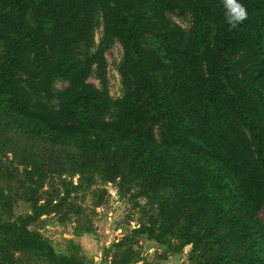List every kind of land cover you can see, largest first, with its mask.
Masks as SVG:
<instances>
[{
    "label": "trees",
    "instance_id": "1",
    "mask_svg": "<svg viewBox=\"0 0 264 264\" xmlns=\"http://www.w3.org/2000/svg\"><path fill=\"white\" fill-rule=\"evenodd\" d=\"M239 2L248 18L230 30L221 0H0V119L112 143L107 154L172 192L170 216L206 220L207 233L236 246V264H264V0ZM173 12L190 15L187 30L168 18ZM99 19L102 43L77 59L74 48L91 42ZM113 40L123 49L118 100L107 90ZM93 67L101 89L88 82ZM55 82L66 87L57 91ZM14 180L15 198L33 215L0 223V264H93L56 254L28 230L64 205L62 192L49 183L48 202L38 205L31 186ZM144 216L154 223V214ZM146 226L124 235L111 264L135 262Z\"/></svg>",
    "mask_w": 264,
    "mask_h": 264
},
{
    "label": "rangeland",
    "instance_id": "2",
    "mask_svg": "<svg viewBox=\"0 0 264 264\" xmlns=\"http://www.w3.org/2000/svg\"><path fill=\"white\" fill-rule=\"evenodd\" d=\"M168 18L184 30L191 25L189 14L173 12ZM102 41L99 19L91 42L79 43L74 56L84 60ZM143 42L149 46L148 36ZM105 59L108 93L112 100L121 99L124 88L118 71L123 49L118 41L108 44ZM96 73L93 67L88 82L101 89ZM65 87V83L54 84L57 91ZM114 117L115 110L110 108L103 123L110 124ZM111 149L112 143L86 134L49 135L0 119V223L18 222L33 215L30 204L15 198L18 184L14 177L31 186L33 197L40 199L38 205L48 202L46 192L52 183L62 192L64 205L40 215L28 230L38 231L56 254L78 255L93 264H111L116 245L124 235L139 228V224H147V234L138 237L139 256L133 264H236V246L220 241L219 231L207 233L206 220L191 222L189 212L178 218L170 216L167 209L172 206V192L164 186L149 185L145 176L122 166L117 157L106 153ZM100 197L103 202L97 205ZM145 212L155 215L154 223L145 218ZM65 213L68 216L63 217ZM257 218L264 222V209Z\"/></svg>",
    "mask_w": 264,
    "mask_h": 264
},
{
    "label": "clouds",
    "instance_id": "3",
    "mask_svg": "<svg viewBox=\"0 0 264 264\" xmlns=\"http://www.w3.org/2000/svg\"><path fill=\"white\" fill-rule=\"evenodd\" d=\"M221 4L225 9V22L230 30L236 29L248 18L247 9L239 0H221Z\"/></svg>",
    "mask_w": 264,
    "mask_h": 264
}]
</instances>
